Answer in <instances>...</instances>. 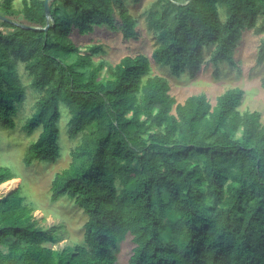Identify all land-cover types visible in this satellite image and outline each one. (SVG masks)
I'll list each match as a JSON object with an SVG mask.
<instances>
[{
    "label": "trees",
    "instance_id": "16d2710c",
    "mask_svg": "<svg viewBox=\"0 0 264 264\" xmlns=\"http://www.w3.org/2000/svg\"><path fill=\"white\" fill-rule=\"evenodd\" d=\"M14 1L0 0V126L14 128L21 63L39 93L23 128L40 129L22 163L57 160L63 104L79 142L49 199L65 196L87 218L82 242L55 249L57 228L38 225L17 187L0 198V264H117L128 236L127 264H264V115L239 109L244 91L177 102L165 77L146 76L143 54L94 63L102 46L81 52L70 36L106 26L137 39L124 0H49L48 18L44 0ZM146 21L155 62L195 76L209 49L215 67L236 66L243 33H264V0H155ZM255 62H264V38ZM13 178L0 165V192Z\"/></svg>",
    "mask_w": 264,
    "mask_h": 264
},
{
    "label": "rangeland",
    "instance_id": "374dc122",
    "mask_svg": "<svg viewBox=\"0 0 264 264\" xmlns=\"http://www.w3.org/2000/svg\"><path fill=\"white\" fill-rule=\"evenodd\" d=\"M155 0H124L129 13L136 20L137 39H123L117 29L106 26H94L93 31L80 35L73 31L70 38L79 47L81 52H89V47L100 44L102 51L94 54V63L103 61L114 65L124 55L143 54L149 58L150 70L146 76L160 75L170 84V93L177 102L194 94L205 93L211 104L215 98L228 88L240 87L244 91L241 111L255 109L264 115V89L260 80L264 76V62L257 65L255 62L258 46L264 33L256 34L252 30L245 31L239 42L238 51L234 52L236 66L227 62L214 64L208 62L209 50L204 53L200 71L195 76L182 73L175 76L166 65H160L152 58L155 48L154 32L147 25V12ZM22 0H15L14 7L20 8ZM217 68V74H214ZM105 70V69H104ZM17 73L24 90L23 98L16 103L17 112L14 116L13 129L0 126V165L8 167L16 176L11 181L15 185L5 192H0V198L11 191L21 188L23 203L33 207L32 215L38 225L48 228L55 226L57 239L50 246L60 249L82 242L83 224L87 216L72 200L61 197L51 201L50 183L56 172L67 167L70 161V151L78 144L79 136L70 138L68 135L66 107L61 104L64 112L58 121L60 154L55 162L37 161L29 166L22 163V156L27 146L35 140L40 129L28 133L23 125L33 113L35 101L39 93L31 87V78L25 71L23 64L17 65ZM10 182L9 184H11ZM133 243L128 236L118 244L115 250L116 263L127 264Z\"/></svg>",
    "mask_w": 264,
    "mask_h": 264
},
{
    "label": "water",
    "instance_id": "95a60500",
    "mask_svg": "<svg viewBox=\"0 0 264 264\" xmlns=\"http://www.w3.org/2000/svg\"><path fill=\"white\" fill-rule=\"evenodd\" d=\"M48 2H49V0H44V11H45V14H46L47 18H48V14H49ZM0 19L5 20V18L2 17V16H0ZM17 24L20 25V26H22V27H26V26H24V25H22V24H19V23H17ZM48 26H49V24L47 23V24L45 25V27H43V28H37V27H31V28H32V29H35V30H36V29H42V30H44V29H46Z\"/></svg>",
    "mask_w": 264,
    "mask_h": 264
}]
</instances>
